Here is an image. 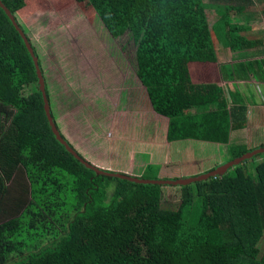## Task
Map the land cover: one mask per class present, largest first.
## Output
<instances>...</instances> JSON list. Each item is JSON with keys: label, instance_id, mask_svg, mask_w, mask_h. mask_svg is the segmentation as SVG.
I'll return each mask as SVG.
<instances>
[{"label": "trees", "instance_id": "trees-1", "mask_svg": "<svg viewBox=\"0 0 264 264\" xmlns=\"http://www.w3.org/2000/svg\"><path fill=\"white\" fill-rule=\"evenodd\" d=\"M85 1L110 36L132 39L135 75L152 109L170 119V139L226 144L229 130L245 128L248 103H259L249 88L232 95L218 74L232 85L253 79L264 88V34L248 36L229 17L258 12L264 19V0H255L259 9L253 0ZM0 3V264H264V153L182 186L175 210L163 207L160 185L97 174L49 129L32 58L4 10L44 79L16 18L25 0ZM212 7L218 18L209 27ZM217 45L259 56L218 64ZM45 91L48 98L46 82ZM229 146V159L247 152ZM15 174L16 191L7 185Z\"/></svg>", "mask_w": 264, "mask_h": 264}, {"label": "rangeland", "instance_id": "rangeland-1", "mask_svg": "<svg viewBox=\"0 0 264 264\" xmlns=\"http://www.w3.org/2000/svg\"><path fill=\"white\" fill-rule=\"evenodd\" d=\"M203 1L210 5H220L219 0ZM253 2L256 9L263 5L255 0ZM253 9L250 6L247 10H252V14H255L256 10ZM255 15V18L246 19L230 12L229 17L233 23H241L247 27L246 35H263L264 19L258 12ZM206 16L209 27L218 18L213 7L206 11ZM16 18L32 46L36 48L55 126L77 154L93 164L102 151L92 149L91 144H104L118 137L116 130H112L109 136L113 121L117 118H120L117 122L123 123L127 116L134 114L130 126L132 137H146L149 134L143 133L141 126L155 125L151 123L152 119H156L155 110L152 109L146 88L135 75L134 45L128 34L118 38L110 36L85 0H25V7L17 12ZM258 39L261 43L258 47L260 49L264 39ZM254 53V50H251V54H234L228 49L215 46L218 64L259 56ZM235 84L237 92L244 95V91L249 88L259 103L254 106L248 103L247 106L249 117L257 110L254 128L249 126L248 119L244 131L229 130L230 136L234 138L231 146L243 145L248 153L264 143V108L260 105V94H264V88L253 79ZM226 87L233 95L232 87L228 84ZM125 88H128L129 92L125 90L123 95H120ZM126 98L130 100V108L121 112L119 106L123 101H127ZM228 105L224 110L230 109L231 103ZM119 127L117 124V128ZM229 147L220 145L216 150L217 146L213 144L180 142L172 147L171 155L176 157L174 152L178 151L182 176L186 179L209 172L217 163L219 166L227 163L231 160ZM105 158L104 153L100 159ZM251 160L248 163L252 162ZM150 172L132 177L150 180ZM161 190L163 207L170 205L175 210L180 202L181 186L164 185ZM263 247L264 234L259 249Z\"/></svg>", "mask_w": 264, "mask_h": 264}, {"label": "crops", "instance_id": "crops-1", "mask_svg": "<svg viewBox=\"0 0 264 264\" xmlns=\"http://www.w3.org/2000/svg\"><path fill=\"white\" fill-rule=\"evenodd\" d=\"M237 61L231 60L226 63L232 64L233 62ZM218 77V85L224 87L228 84L232 87L233 91L235 90V83L234 85H232L231 82L223 81L221 79L220 74H218ZM141 85L143 86L142 83ZM226 89L228 88L226 87ZM125 90L127 93L129 92V89L125 88L121 91L120 95H123ZM126 99L127 101H123L122 104L119 106L121 112H126V110L128 111L130 108V100L128 98ZM247 114L246 121L249 119V126H252L254 128L255 124H253V122H255L256 120L257 110L250 117L247 116ZM133 115L134 114H132V116ZM132 116H127L126 121L123 123L117 122L120 120V118H117L113 121V127L111 128L109 136L111 135L112 130H116V132H118V137H116L113 141L104 142V144H95L94 146L93 144H91L92 149L97 148L102 151L100 153V157H102L104 153L106 154V158L104 160H101L100 157H97L94 160L93 164L104 170H114L116 172H120L119 174L123 173L125 175L127 174L130 176H138V174H143L147 171H151V178H157L158 180H178L183 179L184 177L182 176L181 167L178 160V151L174 152L176 157H172L173 155H171V149L174 145H178V143L180 142L213 144L217 146V150L220 145L229 146L234 140V138L230 136V133L228 142L226 144H223L216 140H210L207 138L204 139L203 136L199 138H194L191 136L182 139H170L169 137L171 135V130L173 129L170 125V119L159 115L156 112V119L151 120V123L155 125L147 124L141 126L143 128L141 131L146 135L147 133L149 134L146 137L145 135H140L139 137H132V130L130 128L131 121L134 120V117ZM117 124L120 125L119 128H117ZM244 129L241 131H244ZM214 166L209 170L211 171L219 167V163ZM14 176V180L12 181L11 179L7 183V185L14 191H16L17 174H15Z\"/></svg>", "mask_w": 264, "mask_h": 264}, {"label": "water", "instance_id": "water-1", "mask_svg": "<svg viewBox=\"0 0 264 264\" xmlns=\"http://www.w3.org/2000/svg\"><path fill=\"white\" fill-rule=\"evenodd\" d=\"M0 6H3L0 3ZM6 14L8 15V17L10 18L14 28L16 29V31L18 32L19 36L21 37L25 48L28 50L30 57L32 58L33 64H34V68L36 71V77H37V82H38V88L39 91L42 95V100H43V110H44V114L46 116L47 119V124L49 126V129L52 133V135L54 136L55 140L63 146V148L66 151H69L75 159L79 160L82 164H84L87 168L94 170L97 174H104L110 177H116L119 179H124V180H128V181H132L135 183H139V184H157L160 186H164V185H170V186H187L190 185L194 182H199L202 180H206L211 176H221L223 175L228 168L233 167L241 162H243L246 159H250L251 157H253L254 155H257L259 153H264V148H258L254 151L248 152L243 154L242 156H239L237 158L231 159L229 160L227 163H225L224 165H221L205 174L199 175L197 177H191V178H186V179H178V180H149V179H142V178H137V177H132L129 175H125V174H119V173H109L106 171L101 170L100 168L94 166L93 164L89 163L87 160H85L82 156L78 155L73 148L66 143V141L61 137L60 133L58 132L54 121L52 120V117L49 113V105H48V98L46 95V91H45V81L42 77L41 74V70L39 68V64L37 61V56H35L33 49L31 48V45L28 43V40L26 39V37L24 36V34L19 30L18 26L15 24V20L14 17L10 14V12L6 9H4Z\"/></svg>", "mask_w": 264, "mask_h": 264}]
</instances>
